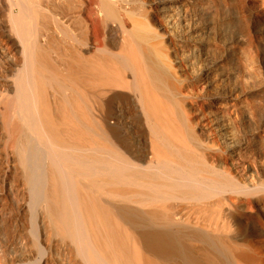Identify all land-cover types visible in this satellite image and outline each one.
I'll list each match as a JSON object with an SVG mask.
<instances>
[{
  "label": "bare ground",
  "instance_id": "obj_1",
  "mask_svg": "<svg viewBox=\"0 0 264 264\" xmlns=\"http://www.w3.org/2000/svg\"><path fill=\"white\" fill-rule=\"evenodd\" d=\"M247 12L0 0V264H264Z\"/></svg>",
  "mask_w": 264,
  "mask_h": 264
},
{
  "label": "rangeland",
  "instance_id": "obj_2",
  "mask_svg": "<svg viewBox=\"0 0 264 264\" xmlns=\"http://www.w3.org/2000/svg\"><path fill=\"white\" fill-rule=\"evenodd\" d=\"M248 15H250V12H247ZM246 14V26L248 27L249 25V38H253V36L255 35L254 32V27L258 26L261 29L264 28V18L259 19L260 21L257 20V22L255 21L256 18L252 17L251 15L248 16ZM248 16V18H247ZM250 18V19H249ZM255 19V20H253ZM249 22V25H248ZM258 40V39H256ZM255 40V41H256ZM260 41V42H258ZM256 41V43L254 42L255 46L254 49L255 50V64H256V72H257V80H258V87L260 88L259 90L261 91V99L259 101V105L261 103V105L259 106V112L256 114L254 121L252 122V128H257L260 123H261V119H263L264 117V32H261V40ZM258 42V43H257ZM257 44V45H256ZM257 47V48H256ZM243 132L241 131V129L238 127V136H242ZM255 144L253 143L255 148L261 147L260 149H262L263 153H264V133H261L260 138L259 139H255L254 140ZM257 145V146H256ZM229 165H230V161H229ZM231 166V165H230ZM234 173V171H233ZM264 179V176H263ZM1 185H0V189H1ZM262 224V221H261ZM262 229V228H261ZM35 231V232H34ZM33 231V236L36 239V241H38V231L34 230ZM38 248V247H37Z\"/></svg>",
  "mask_w": 264,
  "mask_h": 264
}]
</instances>
